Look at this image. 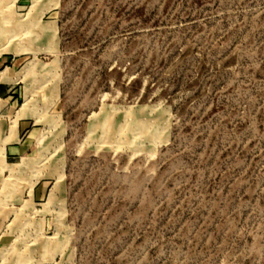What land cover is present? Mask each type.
Returning a JSON list of instances; mask_svg holds the SVG:
<instances>
[{
    "label": "rangeland",
    "instance_id": "1",
    "mask_svg": "<svg viewBox=\"0 0 264 264\" xmlns=\"http://www.w3.org/2000/svg\"><path fill=\"white\" fill-rule=\"evenodd\" d=\"M0 264H264V0H0Z\"/></svg>",
    "mask_w": 264,
    "mask_h": 264
}]
</instances>
